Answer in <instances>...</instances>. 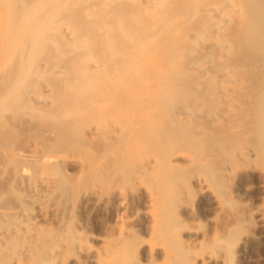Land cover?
<instances>
[{"label":"bare ground","instance_id":"6f19581e","mask_svg":"<svg viewBox=\"0 0 264 264\" xmlns=\"http://www.w3.org/2000/svg\"><path fill=\"white\" fill-rule=\"evenodd\" d=\"M113 1L114 0L103 1L105 3H101L104 5L100 4L101 6L98 5L99 7H92L93 5H91L90 7V5H87V10H91L93 8V10H95L96 12L92 10V15L95 16L97 14L96 17L98 16L99 12H104V14L100 13L102 14L100 17L98 16L104 22L107 19H104L106 9L105 7L103 8V6H106L110 4L109 2ZM143 1L147 3V5H150L153 21L151 22L150 18H147V20L149 19L148 21L150 23L144 20L146 23H148V26L146 25L147 27L144 25L143 27H139L137 26V24V27L142 28L141 30L136 29L134 27V29H136L137 31L141 30V33L145 32L147 33V35L150 33L151 35H155L156 33L159 34L162 31V33L165 34V32L167 31L164 30H168V27H170L169 25H171L172 27V25L174 24L173 26L174 28H176L175 24L177 23V25H179V23H185V25L186 23H188L191 28L187 27L188 25H186L184 27L187 28L186 30L181 27V25H179L180 28H183V31L180 28L177 29L181 30L182 32L185 31L184 33L185 36H187V39L190 38V40H193L196 45L199 42H205L202 47H199L203 50L202 53L198 49L199 54H202L200 56L201 59L199 58L201 61L199 65L195 61L191 64V60L190 63L184 62L187 63L184 65V68H186L185 70L189 74V76L187 75L188 77L186 80L192 78L190 77V75H196V78L194 77V79L196 80L197 77H200V74L202 75L201 77H203L207 73H212L209 74V85L205 87V90L200 92L201 94L204 92L203 95L206 94L209 97H212L213 99L215 97H219V89L218 87H216L218 74L225 73V71L227 70L225 68L227 65L225 66V64L221 62V58L224 57L225 59L227 55H232L235 52H240L239 50H237L239 45L244 47L247 46L249 48H247L248 52L250 50L249 53H251L252 56L256 58L251 59L250 61L255 60L257 64H261L264 67V0ZM143 1L139 0L140 3H142ZM125 2H127V0H125ZM63 5L67 6V3L63 2ZM140 5H142V7L138 6L137 8V6L134 7V5L132 7H134L135 10L142 8L143 11V8L146 7H144L143 4ZM101 8H103L104 11L100 10ZM116 8H119V5H117ZM123 9L126 10L127 8L125 7ZM128 9L125 12L123 11L125 15L127 11H129L127 12V14L132 12L134 13V11L131 10V12ZM59 10L61 11V9ZM119 12H117V14L120 15L122 13V10L121 13ZM137 12L139 13L140 11L137 10ZM81 13L83 12L81 11ZM141 13L142 12H140V14ZM134 14L139 15L136 13V11ZM111 15L113 18L114 15L112 14V12L111 14H109V17ZM122 15L125 16L124 14ZM142 15L143 14L139 15V17L141 16L145 18ZM83 16L85 17L86 15ZM79 18L77 19V21H79ZM128 18V21L131 20V18ZM66 19H64L65 22H67ZM140 20L141 18L138 19L139 22ZM102 21L100 20L101 23H103ZM122 22L124 23L123 19ZM129 22L131 23H128V25H131L133 23L132 21ZM83 23L84 22H82V25H85L84 28H82L80 24H77L76 26L80 25V28L87 29L88 31L89 27L91 29H93L92 27H98L93 25H91V27L90 25H88V23ZM101 23L99 24L100 26ZM104 23L106 26L112 24L109 23L107 25L106 22ZM73 24L75 25L76 23ZM124 27L126 29L127 26ZM96 28L95 31L93 30L94 34L95 32H97ZM100 28H102V26ZM115 28L117 29V27ZM131 28L133 29V27ZM129 29L127 28L126 30L132 33ZM87 30H85L86 32L84 30L81 31L85 32L86 35L84 33H79V36H81L80 34H84L82 36L88 35V37L92 39V37L89 36L90 34L93 36L92 32L90 31L91 33L89 32L90 34H87ZM171 31L173 33L175 32L174 29ZM58 32L60 35L67 36L77 34L73 31L69 32L68 30H61ZM167 35L168 33H166V35L164 36L166 37ZM175 35L172 36L173 39ZM164 36H162L164 39H168L169 37L168 36L165 38ZM182 36H180V42L178 41L179 39L176 41L177 44L182 42L184 43L183 45H185V43L190 45V41H182L184 39H182ZM136 37L142 40L141 37H138V34L137 36H135V38ZM145 37L143 38L142 36L143 40L149 39ZM148 37H150L151 39L152 36ZM170 39L171 38L169 37V40ZM149 40L147 44L150 43L153 38L150 41ZM156 40L157 37L155 38V41ZM169 40L167 41L169 42ZM167 41L164 40V43L166 44ZM96 42L99 43L97 39ZM116 42L117 41L109 42V44H107L106 49H111L113 47L112 44L115 48ZM119 42L117 43L119 44ZM123 42L125 41L122 40V43ZM136 42L137 41H135V43ZM176 42L174 43L176 44ZM90 43L92 44V42ZM122 43L121 45L119 44L121 48L122 45L125 46L124 43ZM164 43L162 44L164 45ZM175 44H172V47L170 46V43L167 44L169 45L167 47L171 48H167V53H165L164 50L160 51V47H162L161 49H166V47L161 44H158L157 41L154 44L156 46L153 45L154 47L152 46L151 48L155 49L157 46H159L158 50L160 51V53L167 54V56H169L168 60L170 61V57H172L173 54L177 55V52L182 50L181 47H177V44ZM195 44L194 46H196ZM78 45L80 46V44ZM135 45H137V47L139 46V44ZM189 45H185V47ZM84 46L85 45H83L82 47ZM101 46H103V43L102 45H99V48ZM174 46L180 48L181 50L177 51ZM194 46L193 50H195ZM85 47L88 46L86 45ZM127 47L124 48V53H127L125 52V50L128 49ZM185 47L182 48L184 49ZM88 48H90V46ZM135 48L133 47V51L131 50V48L128 49V51L131 50V55H125V59H122V56L124 54L121 52V49H118L120 51L118 53L123 54L121 56L122 58L119 57V60L118 58H116V56H114L113 59L116 58L118 62H116V60L113 61L112 59H110V57L107 56V53L106 57H109V59L112 60L111 63H107L109 61H98L94 63V68L97 69L94 72H98L101 70L102 72H106L108 75L109 72L116 69L117 73L118 71L120 72V77L122 78L121 74H124V72H121L119 70V67L113 68V63L116 66L117 63L119 64L120 59H122V61L124 60V62H126H121L120 65L122 64L126 67V63L131 60L132 57L134 58L135 55H139L133 54V52L138 51V48ZM95 49H97V47ZM154 49L151 50L155 52ZM245 49L242 50V54H245L243 53ZM145 50H147V47H145ZM92 52L90 53V51L88 50V54L90 53V55L92 57H95V59L97 58V60H99L98 57L100 59L102 58V56L100 57L95 55L99 53H95L93 56ZM139 52L141 54L142 50H139L138 53ZM248 52L246 53L247 56L241 55L236 58V61L240 57H244L242 59H239L242 61L243 59L246 60L247 58H252V56L249 57L250 54L248 55ZM182 54L183 53H181V56ZM58 55L59 54H56L54 56ZM63 55H66L69 59V55L62 54V56ZM113 55H115V53ZM149 55V60L144 59V61L142 60V58L140 60L144 62H146L147 60L148 63L146 62L145 64H147V67H150L149 69L151 71V68L157 66L159 62H156V65L154 62L157 60L153 61L150 53ZM156 55L154 56L159 57L163 61L167 57L165 56V58L162 59L163 56H158V54ZM76 56L78 58V55H73L72 58L75 59ZM194 57L197 56L195 55ZM231 57L233 58V55ZM57 58H59V56ZM150 58L152 59L153 63H151ZM159 58L158 60H160ZM184 58L188 57H186L185 55ZM184 58L182 57L180 58V60ZM192 59L196 60L195 58ZM168 60L164 62V65H161V62V64L159 63V65L157 66V68L159 66L161 67V70L160 68H158V74L161 72L164 73L159 74L160 83L157 80V82L161 85H158L157 87V83L155 84L156 87L152 86V78L155 79L156 77L152 75V77H150V75L147 74V77L150 78L149 80H152L151 84L147 82L148 86L151 85V88L153 89H149L148 86L144 85L145 83L143 85L146 87V89L149 90L148 93L151 96H149V98L142 99H135L134 97H132L136 101L137 105L134 103V106L138 110L131 104L133 103L131 96L133 94L136 95L137 91L139 94L140 90H145V87L143 85H136L135 83L136 87H144L143 89L140 88V90H136L135 87L128 85L123 90L114 92V94L112 91L109 90V93H112V95H110L109 97L107 94L104 95L105 97L107 96L106 99H112L114 97V99L112 100H114V102L116 101L120 103L119 106L116 108L120 112V114H123L124 116L123 119L121 118V121H119L121 115L119 114L118 116L114 112L110 113L114 114L115 119L116 117H119V120L116 119V121L114 119L115 121H112L110 118V120H107L108 117H105L104 115H109V113L105 112V110L104 112L103 110L102 112H99L97 108L93 110L91 108L92 104L87 102L93 99L91 102H94L95 106L97 104L107 102L105 98L104 100L100 96L98 98V93H96V96H93V94H91V97H97L98 99H95H97V101L99 102H97L94 98L91 99L88 97V94L92 93V90L90 91L92 85L94 86V84H92L94 79L91 80L93 74L91 72L85 74V72L90 71V69H83V67H81L80 69L85 70V72H83L82 70L81 73L83 74H79L80 72L78 73L79 70L75 65L77 69V75H75L76 71L72 70L73 67H69V70H67V72L74 74V76L70 80L63 81L62 89L70 90V92L65 95L62 100L57 101V109L56 101L54 100L53 104L55 105V109L53 111L39 112L41 123L43 124H41L34 130L39 131L36 137L30 134L32 132L25 133L10 126L6 121L5 115L6 112H10V114L12 113L16 117L22 114L24 116L30 115L28 113L29 109H26L28 102L27 96L30 90L33 89V86L35 84L37 85V83L33 82V80L35 78H38V76L40 77L42 75V70L38 67H15L8 70H0V78L4 81L2 85L3 97L0 98V264H157V258L159 256L162 257L161 262H167L168 264H243V252L245 251V247L248 243V238L250 237V234H246L244 236V232H246V230L241 221H237L235 225L231 227L224 235H221L215 239L213 238L211 241H207L205 243H193L190 242L188 239L185 240L182 236L179 235L180 221H182V219L180 220L179 217V211L181 204L184 202V196L187 191V186L189 182L186 181L188 180V178L185 179V177H187L185 172L182 174L179 172V170H177L178 167H176V165L178 163L175 162L174 157H172V155L174 156V152L173 154L171 152L174 150L176 151V149L174 148H179V146L175 145L180 143H184L185 145H189L192 148L199 149L204 144L208 147L207 144L214 142V140L212 139L211 134L208 133L205 128V130L198 131L196 130L197 127L193 128L189 126L186 127L185 125L181 126L178 123V121L180 120H178L179 115L174 112V109L176 108L175 103H177V101L179 103V101L181 100H177V95H175V93L178 91L177 86H179L181 83H179V85L177 82V84L167 83L166 80H169L167 79L169 77L168 75L172 74L171 66L173 65L169 63ZM64 61L66 62V59ZM64 61L63 63H65ZM226 61H229L228 57L226 58ZM177 62L180 63L179 60ZM252 62L251 64L253 65ZM53 63L55 64V62ZM66 63L70 64V62L68 61ZM248 63L249 62H247L246 65L244 64V66L246 67ZM137 64L138 61L134 65V68L135 66H137ZM149 64H151L152 66ZM188 64H190V66ZM57 65L58 64L51 65L48 70L52 74H63L64 72H66L64 67H59ZM186 65L189 66L188 69ZM261 65L257 67L258 70L262 69ZM123 66H120V68H123ZM231 66L234 68H232L231 71L229 69L230 75H232V71H235L233 69L236 68V66L233 65H230L229 67ZM91 67L93 66L91 65ZM147 67L143 69V72L148 70ZM179 67L180 66H178V68ZM260 67L261 69H259ZM109 68H113V70H110ZM136 68H138V66ZM181 68L182 67H180V71L181 73H183L184 70H181ZM92 70L93 69H91V71ZM178 70L179 69H177V72ZM258 70L256 69V71ZM139 71L142 72L141 70ZM155 71L157 70L154 69L153 72ZM261 71H264V69ZM97 72L96 74L99 75L100 72ZM89 73L91 74L89 75ZM129 73L131 72L129 71ZM84 74L86 77L82 78L90 77L91 79H82L81 76ZM111 74H114V72H112ZM118 74L117 77L120 78ZM135 74L136 73H134V75ZM138 74L139 75H135L140 76L135 77L137 79L141 78L143 73ZM95 75L93 76V78L95 77ZM134 75L132 78H134ZM144 75L145 74H143L142 77H146ZM162 75H165L167 78H164ZM176 75L174 72L175 77ZM259 75L263 76L264 74L259 73ZM237 76L243 77V74L240 73V75ZM162 77L166 79L165 81L167 84L165 86L164 83L161 82L163 81L161 80ZM109 78H111L112 80V77ZM261 78L262 77L260 76V79ZM99 79L103 80V78ZM172 79L175 78L172 77ZM107 80H104V82ZM118 80L119 79L112 80L114 81L117 87H119L117 84ZM139 80L140 79H138V81ZM176 80L179 79L177 78L175 79V81ZM191 80L193 81V78ZM108 81L107 83H110ZM184 81L181 86L187 84L189 87V85L192 84L189 81H185L184 83ZM131 82L134 81L131 80ZM131 82L129 83L128 81L129 84H133ZM260 84L261 87L259 86V89L257 88V90L255 91L253 90V92H251V94L249 95V97H251L249 102V109L250 111H253V120L250 127L248 128V131L252 133L251 137H253L254 135L257 138V143L259 142L261 146L260 150L262 149V153L264 154V83ZM107 85L109 88H112L111 84ZM194 85L195 84H193V86ZM129 86H131L132 88H130ZM159 86L161 87V89L162 87H164L165 92L164 94H161L162 96H165L164 100L158 98L162 96H157L158 93L156 91H158L159 94L162 93V90L160 91ZM154 88H157V90H155ZM152 90H155L156 93L153 92L152 94ZM143 91L139 94V97L140 95H144ZM183 95L182 98H184ZM179 96L181 95L179 94ZM173 97L174 99H176V101L172 99ZM231 97L235 96L233 95ZM85 98L88 100H86ZM170 99H172V101L174 100L172 104L174 105L173 112L175 114H172L170 111V114H172V116L169 114V112H167V109L169 107L168 103H170ZM112 100L109 101L112 102ZM140 100H144L146 101L145 103H147L145 104L143 101L141 105L144 104L143 106L149 107L144 108L142 106L144 109L143 112V109H141L140 107ZM209 100L213 101L211 99ZM218 100L216 99L215 102H218ZM152 104L153 107H150ZM100 107L103 109L102 106ZM133 107L135 109L132 111H135L137 114L140 111V115H131V109H133ZM165 107V113H163L164 110L162 111V108ZM111 108L109 110H111ZM147 109L150 110L148 111ZM95 110L96 113L101 114V116H97L99 114H92L95 112ZM197 113L198 112L195 110L192 112L186 111L187 115H196ZM114 116L111 115V117ZM182 121L183 124L186 122H184V120ZM92 125H96L97 127L101 125L102 135L100 138L93 137L91 141L85 136L84 130L86 127ZM112 131L114 132V137L109 136ZM229 134L227 136H229ZM236 138L232 140L237 141L238 138ZM214 139L219 140V138ZM216 140L215 143L220 142L218 140L216 142ZM232 143L234 144V142ZM235 143L238 144L239 147H243L244 145V142H241L243 145H240L237 142ZM232 147H234V145H232ZM167 148L170 151L167 150ZM210 148H212V146ZM206 149L202 150L205 151ZM202 150H199L197 154L200 155L199 153H202ZM168 152L170 153L168 154ZM205 155H207V153ZM201 157L202 158H200V160L203 161V163L207 165L210 170H208V172H210L209 177L214 187L219 190V192L223 191L224 182L226 176L228 175L223 174L222 170L219 171L217 167H211L212 163L207 160L208 156L205 157L202 155ZM74 160H79L82 162L80 164L81 168L78 174H74V176L70 177L65 173L63 167L66 163ZM152 160H155V162L153 163ZM142 176L146 179L148 187L152 190L150 194L151 204L147 208L149 219L151 218L150 237L148 239H140L137 235H134V232L131 229H127L124 227V225H122L117 236L106 238L105 240H103L101 245H95L94 242L98 240V237H96L93 233L85 231L81 226H79L75 213L77 211L80 213L83 225L87 226L88 223H91L95 225V227L100 231H102L106 227V216L108 215V213L115 212L112 214V218L114 217L116 218V220H124L126 211L128 209L133 208V206L139 200V197L137 195L139 191L136 188V184L138 182L141 183ZM222 198L227 205L232 206V202L229 201L226 196L223 195ZM139 202H141V199ZM110 205H112L113 207L110 208ZM139 214V212H136L135 215L138 216ZM256 226L264 230V213L259 214V219L256 221ZM144 243L149 244V247L147 249L145 247L143 248ZM160 246H163V248H161ZM140 253L144 254L146 257L149 258L148 263H145L138 259V254Z\"/></svg>","mask_w":264,"mask_h":264},{"label":"rangeland","instance_id":"374dc122","mask_svg":"<svg viewBox=\"0 0 264 264\" xmlns=\"http://www.w3.org/2000/svg\"><path fill=\"white\" fill-rule=\"evenodd\" d=\"M103 1H106V0H102V1L101 0H0V70H5V69L8 70V69H12L15 67H18V68H27V67H29V68H35L36 67L37 68L38 67L43 72L40 77L38 76V78H35L33 80V82L37 83V85L36 84L35 85L33 84L34 86L32 85L33 89L30 90V92L28 93V96H27L28 102H27V108L26 109H29L28 113L30 115L24 116L22 114V115L16 117L12 113L10 114V112H6V115H5L6 121L10 126L16 128L17 130L25 132V133L32 132L30 134H32L36 137L37 133L39 131H37V130L34 131V130L38 126L43 124V123H41V118H40L39 112L53 111L55 109V105L53 104L54 100L56 101V109H57V101L62 100L63 97L70 92V90L62 89L63 81L70 80L74 76V74L67 72V70H69V67H73L72 70L76 71L75 75H77V69L79 70L78 73L80 72L79 74H83V73H81L82 70L88 68V69H90V71L85 72V70H83V72H85V74H88V72H91L94 76L97 72V71L94 72L95 70H97L96 68H94V63H96L98 61H105V62L109 61L107 63H111L112 60L113 61L116 60V62H118L116 58H118V60H119V57L120 58L123 57L122 59H125V55L130 56L131 55L130 51L131 50L133 51V47L134 48L137 47V45H135V44H139V46L137 47L138 49L137 48H135V49H137L138 51L142 50V52L140 54V52L138 53V51L134 50L135 52H133V54L134 55L139 54V55L138 56L135 55L134 58L132 57L131 60H129L127 58L130 62L128 61L126 63V67L123 66L122 64L120 65L121 62H124V60L122 61V59H120L119 64L117 63L116 66L113 63V65H114L113 68L119 67V70L121 72H124V74L122 73L123 75L121 74L122 78L120 77V72L118 71V73H119L118 74L117 70L116 69L113 70V68H109L110 70L112 69L113 71L109 72L108 75L106 72H102L100 70L101 72L100 71L97 72V73L100 72L99 75L96 74L94 78L91 75L92 79L89 77L91 80L94 79L95 81L93 80V82H92V84H94V86L92 85V88L90 89V91L92 90L91 91L92 93H89L88 97L91 99L92 98L95 99L97 97H93V96H96V93H98V95H97L98 98H99V96L101 98H103V100L105 98V100H107V102H103V103L96 105V106H98V105L102 106L103 109L100 106L96 107L95 103L91 102L93 99L91 101L89 100L90 102L89 101H87V102L92 104V105L91 104L90 105H91V108L93 110L97 108L99 112H102V110L104 112V110H105V112L109 113V115L111 114L110 112H114L115 114H117L119 116L120 112L117 110L116 107H118L120 103H118L116 101H115L116 102L115 103L114 100H112V99H114V97L112 99H108V98L106 99L107 96L105 97L104 96L105 94H107L109 97L110 95H112V93L111 94L109 93L110 91H112L114 94V92H117L119 90H123L128 85L135 87L136 90H140V88L143 89L145 86H148L147 82H149L151 84L152 80H153V82L151 85L154 87H156L155 84H157L158 82L160 83V81H159L160 75L159 74H164V73L160 71L161 73L158 74V68H160V70H161V67L159 66L157 68V66L159 65V63L161 64V62H162L161 65H164V62H166L169 58V56H167V54H165V53H167V51H166V50H168L167 48L171 49L170 47H167V46H169L167 44L170 43L171 44L170 46L172 47L175 44L174 42H176L178 39H179L178 41L180 42V38H181L180 36H182L183 33L185 32V31L182 32L183 28L186 25H188L187 27L191 28L189 26V24L186 23V25H185V23L184 24L179 23V25H181V27H183V28H180V26L177 25L178 23L175 24L176 28H174V26H173L174 24L172 25V27H171V25H169L170 27L167 26L168 30L167 29L164 30V31H167V32H165V34L162 33L163 32L162 31L161 33H159L161 35H159L158 33H156L155 35H151V33L147 35V33H145V32L141 33L142 28H139V27H141V26L143 27V25L148 26V23H146V22H149L148 21L149 19L147 20V18H150L151 22L153 21V16L151 15L150 5L148 4L149 5L148 6L147 3H145L143 0H142L143 1L142 3H140L141 1L139 2V0H127L128 3L125 2V0H114L113 2H109L110 4L103 6V8L105 7V9H106L104 19L105 18L107 19L104 22H106L107 25L109 23H112V24H110L111 26L110 25L106 26L105 23L102 21V19L99 18L102 14H104V12L103 13H102V11L99 13L97 12L99 17L98 16L96 17L97 14L95 15V13H94L95 16L92 15L93 11H95V10H93V8L91 10H87V5H90V7H91V5H93L92 7H99L98 5H100V4L104 5L101 3ZM107 1H109V0H107ZM63 2H66L68 7L66 5H63ZM137 2H138V4L139 3L143 4L144 7H146V8H143V11H142V8L135 10V8H134L135 6H137V8H138V6L142 7V5H140V4L138 5ZM61 3H62V5H61ZM103 3H105V2H103ZM68 4L72 5V6H69ZM117 5H119L120 9L116 8ZM133 5H134V7H132ZM147 6H148V8H147ZM121 7H123V8L126 7L127 9L131 8L128 10H130V11L132 10V11H134V13L136 11V13L139 15L143 14L142 16H144L145 18H143L141 16L139 17V15L134 14L132 11H131L132 13H128L130 16L129 17L127 14V12H129V11H127L126 15H125L124 12L127 9L125 10ZM103 8H101L100 10H103ZM59 9H61V11ZM94 9H96V8H94ZM119 10H120V12H119ZM121 10H122V13H121ZM137 10L142 12V13L141 14H140V12L138 13ZM81 11L84 14L81 13ZM89 11L91 12V14ZM78 12H79V14H78ZM111 12L114 15L113 18H112V15L109 17V14H111ZM117 12H119L121 14L119 15V14H117ZM100 13H102V14H100ZM77 14L80 16H78ZM82 14L86 15V16L84 17ZM122 14H124L125 16H123ZM90 15H92V16H90ZM122 16H123V18H122ZM77 17L78 18L84 17L85 20H84V18L83 19L79 18V21H77V19H78ZM124 17H126V18H124ZM108 18L113 20L115 23ZM121 18L123 19L124 23L122 22ZM127 18L128 19L131 18V20H129V21H132L133 23L131 25L130 24L129 25L131 27H133V29L128 25V23H131V22H129L127 20ZM139 18H141V20L144 23L141 20L139 22L138 21ZM64 19H66L67 22H65ZM70 19L73 22H71ZM100 20L103 23H101ZM68 21H70L71 23ZM82 22H84L83 24L88 23V25H90V26L91 25L98 26L97 28L95 27L97 32H95V34H94L95 28L92 26L91 27L93 29H91L90 27L89 28L87 27L89 29V31L87 29H82L85 27V25H82ZM73 23H76V24L74 25ZM100 23H101L102 28H100L101 27L99 25ZM77 24H80L82 26V28H80V25L76 26ZM95 24H97V25H95ZM136 25L139 27H137ZM75 26L77 27V29ZM124 26H127L126 29L130 28L129 30L132 33L127 31ZM115 27H117V29ZM134 27L136 29H141V30L137 31L136 29H134ZM177 28H180L182 31L178 30ZM114 29H115V31H114ZM170 29L171 30L174 29L176 32V33L175 32L174 33L176 35ZM184 29L187 30V28H184ZM61 30H68L69 32L73 31L74 33H77V34L68 35V36L67 35H60L58 31H61ZM83 30L84 31L87 30V34L90 31L92 32L93 36L90 34L91 32L89 33L90 34L89 36H91L93 40L95 39L94 42L92 39H90L88 37V35L82 36L84 34L86 35V33H85L86 31L81 32ZM117 30H118V33H117ZM132 30H134V31H132ZM168 31H171L173 33V35H175L174 39L172 38V36H173L172 33L168 32ZM112 32H113V34H112ZM79 33H84V34H80L82 36L81 37V36H79ZM115 33H117V34H115ZM135 33H137L138 37H141L142 40L145 36H146L145 38H147V39L148 38L150 39V37H148V36H152L151 39L153 38V40L150 39L152 41V43L149 39L148 40L150 41V43L147 44L148 40H146V39H144L146 41L143 40L144 41V43H143V41L140 40V38H137V37L135 38V36H137V34H135ZM166 33H168V35L166 37L169 36L171 38L170 40H169V37H168V39H164L162 37V36L166 35ZM181 33H182V35H181ZM122 34H123V36H122ZM152 34H154V33H152ZM169 34L172 36H170ZM140 35H142L143 38ZM154 36L157 37V40H156L157 43L161 44V45H163L162 43H164V40H166V41L169 40V42L167 41L166 44L164 43V45H163L166 47V49H161L162 47L159 48L160 51H163V50L165 51L164 54L160 53V51L158 50L159 46H157L155 49L151 48L156 42L155 41L156 37H154ZM159 36L162 38H160ZM96 39L99 43L96 42ZM162 39H164V40H162ZM182 39L181 40L183 42H189L190 41L189 42L190 45L185 43V45H189L190 47L189 46L185 47V45H183L184 43H182V42L181 43L178 42L180 44V46H179V44H177V42H176L177 47H181L182 50L180 48H177L176 46H174L177 49V51H179V50H181V51L177 52V55L173 54L172 57H170V61L168 60L169 63L173 64L171 66V71H172L171 73L173 75L172 74L168 75L169 76L168 78L165 75H162L164 78L166 77L170 81L166 80L162 77L161 80H163V81H161V82L164 83V86L167 83L172 84V83H176V82L179 85V83L183 84V81L185 79V81H187V82L189 81L192 84H190L189 87L187 84L184 86L183 85L181 86V84H180L179 85L180 87L177 86L178 91L175 93V95H177V100L179 99L185 103H182L181 101H179V103H178V101H177V103L174 102L175 107H176L175 108L176 110H175L173 108L174 105L172 104L174 100L176 101V99H174V97H175L174 96L172 98V99H174L173 101H172V99H170L169 100L170 103L167 102L169 104V107L167 106L169 111L167 109V112H169V114H170V111L172 114H175L174 112H176L179 115V118L178 117L177 118H178V120L180 119L178 121V123L181 126L185 125L186 127L187 126L193 127V128L197 127L196 130H198V131H202V130L206 129L208 131V133L211 134V137L214 140V142H211L212 144L209 142L210 144H207L208 147L205 146V144H204V145H202L203 148L201 147L199 149L192 148L189 145H185L184 143H180V142H178L180 144H177V145L172 144L175 146H179V148H180V149L178 147L174 148V149H176V151L171 150L172 154L174 152V156L172 155V157H174L175 162L178 163L176 165V167H178L177 170H179V172L182 174L185 172V174L187 176V177H185V179L188 178V180H186V181L189 182V184L187 186V191H186L185 196H184V202L181 204L180 211H179L180 220L182 219V221H180L179 235L182 236L185 240L188 239L190 242H193V243H197V244L198 243H205L207 241H211L213 238L215 239L221 235H224L231 227H233L235 225V223L237 221H241L244 225L245 230H246V232H244V236L246 234H250V237L248 238L249 239L248 243L246 244V247H245V251L243 252V257H244V260L242 261L243 264H264V230L259 228L258 226H256V221L259 219V214L264 213V159H263L264 154L262 153V149L260 150L261 146H260L259 142L257 143V141H258L257 138L254 135H253L254 138L251 137L252 133L248 131V128L250 127L252 120H253V111H250V109H249L250 108L249 102H250V98H251V97H249V95L251 94V92H253V90L254 91L257 90V88L261 85L260 83H264V75L263 76L259 75V73L264 74V71H261L264 69V67L260 64L262 69L260 67L259 69H261V70H258L257 67H259L260 65L257 64L255 62V60H252L253 62L250 61L251 59H256V58L254 56H252L251 53H249L250 50L248 52L249 48L247 46H245L246 47V49H245L244 46L239 45L237 50H239L240 52L233 53L232 54L233 58L231 57L232 55H227V57L229 58V61H226L227 57L225 59H224V57L221 58V62L223 64H225V66L227 65L225 67L227 70L225 71V73L218 74V80H217L216 87H218V89H219V90L217 89L219 91V97L218 98L215 97L213 99L212 97H209L206 94L203 95L204 92L202 94L200 93L203 90H205V87L207 85H209V83H210L209 82V74H212V73H207L203 77H201L202 75L200 74L199 75L200 77L199 78L197 77L196 80L194 79V77L196 75H194V76L190 75V77L193 78V81L191 80L192 78H190V79L188 78L189 80H186L187 77L189 76V74L185 70L186 68H184L185 67L184 65L187 64L184 62L190 63V60H191V64L194 61L197 62L198 65H199V63H201L200 56L202 54H199L198 49L202 53L203 50L199 47H202L205 42H199L196 45L193 42V40H190V38L187 39V36H185V33L182 36ZM122 40L125 41V42H123L125 46L122 45V48H121L120 45L122 43ZM133 40H135L139 43H137V42L135 43V41H133ZM89 41L92 42V44ZM112 41L113 42L114 41H117V42L120 41L119 42L120 45L116 42V46L118 48L116 46L114 48V45L112 44L113 47L111 49H106L107 44H109V42H112ZM89 43H90V45H89ZM93 43H94V45H93ZM102 43H103V46H101L102 48L101 47L99 48V45H102ZM78 44H80L81 48ZM144 44H145V46H144ZM194 44L196 46H194ZM83 45H85V46L87 45L88 47L90 46V48L85 47V46L82 47ZM95 46L97 47V49H95L96 48ZM104 46H106V47H104ZM127 46H129L131 48V50L128 51V49H130V48ZM154 46H156V45H154ZM193 46L195 47V50H193ZM126 47L128 48V49H126L127 51L125 50V52H127V53H124V48H126ZM145 47H147V50H145ZM182 47H185V48L183 49ZM78 48H80V49H78ZM118 49H121V52L124 55L121 53H118V52H120ZM151 49H154L155 52L152 51ZM244 49H245V51L248 52V55L250 54L249 57L252 56V58H247L246 59L247 61L243 59V61H242V60H239L241 58L240 57L236 61L237 57H239L241 55L242 56L246 55L247 52H245V51L243 52L245 54H242V50H244ZM88 50L90 51V53L93 50V52H94V53L92 52L93 56L95 53H99V54H95V55L100 56V57L102 56V58L100 59L98 57L99 60H97V58L95 59V57H92L90 55V53L88 54ZM158 51H159V53H158ZM148 52L151 54V56H152L151 58L153 59V61L157 60L154 62L156 65L159 62L157 66H155L153 64L155 67L151 68V71L149 69L150 67L149 66L147 67V64H145L147 62V60H146V62H144L145 61L144 59L149 60L148 56H150V55ZM73 53H75V54H73ZM77 53H79V54H77ZM100 53H102V54H100ZM107 53H108V55H107ZM114 53H115V55H113ZM181 53H183L182 56H181ZM56 54H59L58 56L60 59L57 58L58 56H54ZM62 54L69 55V59L67 58L66 55L62 56ZM156 54H158V56H163L162 59L165 58V56H167L166 57L167 60H166V58L164 61L161 60L159 57H156L157 56ZM73 55H78V58L76 56V58L73 59L72 58ZM81 55H85V56H81ZM88 55H90L91 57ZM106 55L109 56L110 59H112V60H110L109 57L107 58ZM154 55H156V56H154ZM185 55L188 58H184ZM195 55L198 57V60H197V57H194ZM114 56H116L115 59H113ZM104 57H106V58H104ZM182 57L184 59L180 60V58H182ZM141 58L144 61L140 60ZM158 58L161 61L158 60ZM192 58H195L196 60H194ZM242 58H244V57H242ZM58 59H59V61H58ZM65 59H66V62L68 61V62H70V64H67L64 61ZM80 59H82V60H80ZM88 59H90L92 62ZM102 59H105V60H102ZM152 59L150 60L151 63H153ZM230 59H231V61H230ZM62 60L65 63H63ZM178 60L180 61V63L177 62ZM232 60H233V62H232ZM137 61H138V64H137L138 68H136L137 66H135V68H134V65L136 64ZM53 62H55V64ZM242 62H244V63H242ZM247 62H249L250 64L252 62L253 65L251 64V66H250V64L248 63V65L245 67L244 64L246 65ZM56 64H58L57 66H59V67H64L67 73L64 72L63 74H59V73L52 74L48 69L50 68L51 65H56ZM228 64L236 66V68L233 70H235V71L238 70V71H236L237 73L235 71H232V75H230V71L234 67H232V66L229 67L230 65H228ZM236 64H238V65H236ZM75 65L77 66V69H76ZM78 65L79 66L81 65V66L79 67ZM91 65L93 67H91ZM119 65L121 67L123 66V68H120ZM149 65H151V64H149ZM188 65L190 66V64H188ZM178 66L184 68V69L181 68V70H184L183 73H181L180 67L178 68ZM189 66L186 65L187 69L189 68ZM237 66H240V67H237ZM81 67H83V69H80ZM111 67H112V65H111ZM124 67H125V69H124ZM146 67L149 71L145 69L146 71L143 72V69ZM133 68H134V70H136V69L137 70L134 71ZM91 69H93V70L91 71ZM154 69L157 70V71H155L157 73L153 72ZM177 69H179L178 72H177ZM229 69H230V71H229ZM256 69L258 71H256ZM139 70H141L142 72H140ZM129 71L131 73H129ZM112 72H114L115 75L111 74ZM174 72H175V75L177 73L176 77L179 80L175 81V79H177V78L174 76ZM239 72L241 74H243V77L237 76V75H240ZM91 73H89V75ZM134 73H136L135 75H139L138 73H140V74L143 73V74H145L144 76H146V77H142L143 76V74H142L141 78H138V79H140L138 81V79L135 77H140V76H135ZM153 73H154V75H153ZM233 73L237 74V75H234ZM85 74L82 75L81 78L86 77ZM117 74L120 78L117 77ZM147 74L150 75V77L155 76L156 80L154 78H152V80L150 81L149 80L150 78L147 77ZM66 75H68V76H66ZM102 75H103V77H102ZM133 75H134V78H132ZM108 76L112 77V80L119 79L120 81L118 80V83H117L119 87H117L115 85L114 81H112L111 78H109ZM260 76L262 77L261 79H260ZM172 77H174L175 79H172ZM89 78H82V79L90 80ZM99 78H103V80L102 79L100 80ZM129 78H131V79H129ZM135 79H137V80H135ZM171 79L174 80L175 82L172 81ZM104 80H107L108 82H110V83H107V81H105L107 84H111L112 88H109L108 85L104 82ZM131 80H133L134 82H131ZM157 80H158V82H157ZM165 80L167 81V83ZM194 80H195V82H194ZM260 80H261V82H260ZM128 81H129V83L131 82L133 84H129ZM185 81H184V83H185ZM123 82L125 85L123 84ZM141 82H143V83H141ZM3 83H4V81L0 78V98L3 97V88H2ZM135 83H136V85H139V84L143 85L145 83L144 84L145 86L143 85L144 87L143 86L142 87H136ZM159 83L157 84V87H158V85H161ZM200 83L203 85H201ZM193 84H195V85L193 86ZM95 85L96 86L101 85L100 86L101 88L99 86L96 87ZM111 85H109V86H111ZM151 85L148 86L149 89L151 88ZM131 86H129V87L132 88ZM192 87H193V89H192ZM151 89H153V88H151ZM154 89L157 90V88H154ZM113 90H115V91H113ZM155 90H152L151 93L153 94V92L154 93L157 92L158 93L157 96L158 95L162 96L161 94H164V92H165L164 87H162V89L160 87V91L162 90V93H160V94L158 91L155 92ZM158 90H159V88H158ZM142 91L140 90L139 94ZM143 92H144L143 93L144 95H140V97H139V94L137 91L136 95L133 94L131 96V98L134 97L135 99L136 98L142 99V98H149V96H151L148 93L149 90L146 89V87H145V90ZM91 94H93L92 97H91ZM145 94H147V95H145ZM179 94L181 96H179ZM199 94H200V96H199ZM182 95L184 98H182ZM201 95H203V96H201ZM233 95L235 97H231ZM208 97H209V99H211L213 101H210L208 99ZM237 97H239V98H237ZM134 98H132L133 103H131L133 106L136 104V101L134 100ZM158 98H161L162 100H164L165 96L163 95L162 97H158ZM97 99H95V100L97 101ZM216 99L217 100L219 99L218 102H215ZM86 100H88V99H86ZM109 100H112V102H110ZM117 101H119V100H117ZM143 101L142 100H140V102L137 101L140 103L141 109H143V107L149 108L147 106H143L144 104L141 105V103H143ZM146 101H144V103ZM97 102H99V101H97ZM208 102L209 103L211 102V103L209 104ZM145 104H147V103H145ZM211 104H212V106H211ZM214 106H216V107H214ZM109 107L110 108L112 107L111 110H109L110 109ZM134 107H133V109L130 108L131 109V115L132 116H138V114L140 115V113H139L140 111L138 112V114L135 111H132L136 108V107L135 108ZM137 107H139V106H137ZM150 107H153V104ZM112 109H114L115 111L117 110L118 112L116 111L117 112L116 113ZM165 109H166V107L162 108V111L164 110L163 113H165ZM173 109H174V112H173ZM193 109L198 112L196 115L195 114H193V115H187L186 114V111L192 112V111H194ZM198 109H199V111H198ZM143 111H144V109L142 110V112ZM92 114H99V113H96V110H95V112ZM172 114H170V115L172 116ZM109 115L107 114L104 116L108 117L107 120L111 119L113 121L115 119L114 114H111L114 117H111V115L110 116ZM120 115H121L120 120H119V117H116V119L119 121H121V118L123 119V117H124L123 114H120ZM97 116H101V114H99ZM104 116H102V117H104ZM175 117H176V115H175ZM182 120H184V122L185 121L186 122L183 124ZM112 121H109V122H112ZM195 124H196V126H195ZM99 127H97L96 125L86 127L84 130L85 136L87 138H89L91 141H92L93 137L100 138L102 135V129H101L102 127H101V125H99ZM207 128L210 130H208ZM227 133L228 134L230 133L229 136H227L228 135ZM109 136L114 137V132L112 131L109 134ZM226 137H228L229 139ZM236 137L238 139H240L241 141L238 140ZM214 138H219V140L218 139L217 140L220 142H217V140ZM234 138H236L237 141L232 140ZM215 140L217 143H215ZM226 140H228V141H226ZM255 140H256V142H255ZM232 142H234V144ZM235 142L239 143L240 145H243V144L244 145H243V147L242 146L239 147L238 144H236ZM241 142L242 143L244 142V143L242 144ZM214 143H215V145H214ZM230 143H232V144H230ZM40 145H42V144H40ZM210 145L212 146L213 150H212V148H210L211 147ZM232 145H234V147H232ZM202 149H206L209 152V154L206 150L204 151ZM167 150H169V149L167 148ZM199 150H202V153L201 152L199 153L201 156L202 155L205 157L208 156L207 160H209L212 163L211 167H217L219 169V171L222 170L223 174L228 175V176H226V179L224 182L223 191H220L221 193L219 192V190H217L214 187V185H213V183L209 177V174H210V172H208L209 168L207 167V165H205L203 163V161L200 160V158H202V157L197 154V152ZM210 150H212V151H210ZM169 153L170 152H168V154ZM203 153H205V154L207 153V155H205ZM152 162L154 163L155 160H152ZM81 163L82 162L79 160H76V161L74 160V161L66 163L64 165L63 169L68 176L72 177V176H74V174L79 173L80 168H81V166H80ZM136 188L139 191L137 194L139 197V200L133 206V208L128 209L126 211L124 220H120V219L116 220V218H114V217L112 218L111 216L115 212L108 213V215L106 216L107 217L106 227L102 231L97 229L95 227V225H93L91 223H88L87 226L83 225V221H82V217H81L80 213L78 211L75 213V216H76V219H77L79 226H81L85 231L93 233L96 237H98V240H96L94 242L95 245H101L103 240H105L106 238L117 236L122 225H124V227L127 229H131L134 232V235H137L140 239H143V238L148 239L150 237V219L151 218L149 219L147 208L151 204L150 203V194H151L152 190L148 187L147 181L143 176L141 177V183L138 182L136 184ZM188 188H190V189H188ZM222 192H223V194H222ZM223 195L226 196L229 199V201L232 202V206L226 204V202L222 198ZM140 199H141V202H139ZM111 207H113V206L110 205V208ZM136 212H139L140 214L138 216H136L135 215ZM144 247L147 249L149 247V244L144 243L143 248ZM160 247L163 248V246H160ZM138 259H140L141 261H143L145 263L149 262V258L146 257L142 253L138 254ZM161 259H162L161 256H159L157 258V264H168L167 262H161ZM170 264H173V263H170Z\"/></svg>","mask_w":264,"mask_h":264}]
</instances>
